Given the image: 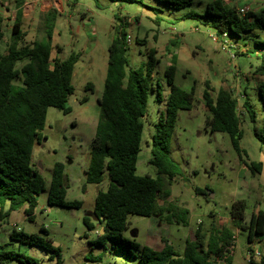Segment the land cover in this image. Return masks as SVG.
Masks as SVG:
<instances>
[{
    "label": "rangeland",
    "instance_id": "obj_1",
    "mask_svg": "<svg viewBox=\"0 0 264 264\" xmlns=\"http://www.w3.org/2000/svg\"><path fill=\"white\" fill-rule=\"evenodd\" d=\"M16 1L0 0V14L4 19L0 53H4L11 43L10 28L19 16V8L22 10ZM208 1L212 0H193L192 5L181 10L168 8L160 0H44L37 3L34 10L32 4L26 5L22 20L24 38L18 46L44 39L45 17L55 11L51 14L55 18L51 60H65L78 55V61L71 81L74 92L67 103L70 112L63 114L53 108L47 109L40 132L42 138L33 147L32 164L45 181V191L37 196L31 216L24 214L26 207H23L0 221V252L19 253L35 259L38 264H135L115 251L110 241L103 246L94 244L103 229V223L95 221L93 215L95 196L97 192L106 190L108 181L105 178L100 185H92L87 184L84 177L100 114L98 100L103 91L107 49L117 37L118 29L124 30L130 39L127 44L128 68L141 66L147 61L148 52L155 51L157 64L152 82L163 97L159 102L156 93L149 94L146 115L142 120L136 176L158 178L150 164V145L154 125L164 111V98L168 93L164 73L173 58L176 62L174 84L194 93L192 109L178 112L169 144L171 159L179 167L181 175L171 181L162 177L163 190H168L170 197L160 201V205L172 204L187 214L184 220L171 224L156 217L130 215L123 237L132 240L140 249L156 250L155 242L158 248L168 243L182 255L186 239L192 237L198 228L205 238L211 227L228 229L235 241L227 254L229 261L218 264H248L247 234L232 227L229 212L235 202L245 204L246 220L258 211L264 212V143L253 134L254 126L264 128V109L259 100L264 77L255 74L261 53L257 42L264 41V30L246 32L241 37L228 36L226 43L211 39L215 33L203 18ZM222 1L236 10L243 7L253 13H259L264 6V0ZM188 13H195L198 17L183 20L182 17ZM55 46L62 50L58 55ZM22 65L18 63L16 68ZM206 82L211 97L214 98L222 89L230 92L237 101L241 120V160L226 134L212 133L206 126L209 114L202 100ZM87 84L91 85L90 90L85 89ZM243 92L256 113L255 124L241 109ZM56 163L64 167L65 201L80 202L79 208L47 204L50 173ZM249 163L260 164V172H251L247 166ZM197 189L205 196L196 192ZM85 217L90 219L93 230L84 224ZM13 231L39 237L42 247L12 241L9 236ZM132 231L137 232L134 239L130 235ZM154 238L158 241L154 242ZM256 243L254 241L251 247L257 246ZM7 264L19 263L12 260Z\"/></svg>",
    "mask_w": 264,
    "mask_h": 264
},
{
    "label": "trees",
    "instance_id": "obj_2",
    "mask_svg": "<svg viewBox=\"0 0 264 264\" xmlns=\"http://www.w3.org/2000/svg\"><path fill=\"white\" fill-rule=\"evenodd\" d=\"M25 0H17L18 6ZM165 6L181 10L192 5L193 0H160ZM11 28L10 41L4 53H0V221L19 208L26 207L24 214L31 216L36 207V198L45 191V181L32 164V151L35 143H40L41 131L45 124L47 109L53 108L68 114V99L72 96L73 68L78 55H71L65 60H51L53 51L52 30L55 18L47 13L45 17V38L33 41L31 45L18 46L23 41L21 12H18ZM195 13H188L182 19H194ZM205 24L219 38L223 35L241 37L243 33L264 30V6L259 13L248 11L240 17L235 9L222 0L206 3ZM4 19L0 16V44L4 38ZM117 37L110 43L107 53V66L103 91L98 100L100 114L95 126L94 137L90 146L89 164L84 172L85 182L100 185L105 178L108 184L104 192L95 196L93 215L103 218V234L94 242L103 246L110 241L115 251L135 264H218L228 262V252L233 248L234 235L228 229L211 227L207 238L198 228L192 237L185 241L182 255L170 244L156 250L142 249L132 240L123 237L127 230V217H157L159 221L171 224L184 220L187 212L181 213L172 204L160 205L161 199H169V191L163 190L162 177L171 181L181 175L179 167L172 161L169 144L176 126L179 111H190L193 106V90L186 92L174 84L175 58L165 70L164 76L168 93L164 98V111L154 125V135L150 145V164L155 168L158 178L136 176V161L140 151L143 133V118L147 111L149 94L156 93L157 100H163L161 93L155 90L152 78L157 64L155 51L150 50L147 61L137 68H128L126 33L116 29ZM261 49L259 65L255 74L264 77V41L257 42ZM57 55L61 48L55 46ZM23 63L17 69L16 65ZM20 82L18 85L15 82ZM202 100L208 111L206 126L212 133H224L239 159L243 155L239 142L241 120L237 111V101L226 90H218L211 97L208 82L205 83ZM91 85H86L90 90ZM241 109L255 124L256 113L250 99L242 93ZM259 100L264 109V85L259 89ZM85 101V100H83ZM254 137L264 143V128H253ZM251 172H260L261 165L249 163ZM66 177L64 167L54 164L47 188V204L55 207L79 208L80 202H66ZM196 192L205 196L200 190ZM165 201H163V204ZM8 205L6 209L4 207ZM245 204H232L229 215L232 227L246 232L248 250L254 241L264 246V212L251 215V221H245ZM91 231L90 219H83ZM12 241L22 245L42 247V241L35 235H26L13 231L9 236ZM58 252V250L56 251ZM137 253V255L135 254ZM19 264H38L29 257L15 252H0V264L9 261ZM256 264V263H251ZM258 264H264V257Z\"/></svg>",
    "mask_w": 264,
    "mask_h": 264
},
{
    "label": "built area",
    "instance_id": "obj_3",
    "mask_svg": "<svg viewBox=\"0 0 264 264\" xmlns=\"http://www.w3.org/2000/svg\"><path fill=\"white\" fill-rule=\"evenodd\" d=\"M235 12H236V14L237 15H239L240 17H243V16H245V14L248 12V10L247 9H245V8H239L238 10H236L235 9ZM211 37V39H213V40H218V41H220V42H224V43H226L227 41H226V36L225 35H223L222 36V38H219V37H217L216 35H212V36H210ZM126 42H127V44L128 43H130V39H129V37L128 36H126ZM258 242V241H257ZM257 244V246H255V247H251V250H248L247 251V254H246V262L248 263V264H251V263H256V264H258V263H260V261L263 259V257H264V246H263V243H256ZM260 248H263V250H260Z\"/></svg>",
    "mask_w": 264,
    "mask_h": 264
},
{
    "label": "crops",
    "instance_id": "obj_4",
    "mask_svg": "<svg viewBox=\"0 0 264 264\" xmlns=\"http://www.w3.org/2000/svg\"><path fill=\"white\" fill-rule=\"evenodd\" d=\"M44 0H25L24 2H23V4L21 5L22 6V10H21V8H19V12H21V16H22V18H21V20H23V17L25 16V10L27 11V8H26V5H28V4H32L33 5V10L35 9V5L37 4V3H41V2H43ZM33 10L31 11V13L33 12ZM249 11V10H248ZM256 13V12H255ZM0 16H1V14H0ZM21 25H22V22H21ZM21 29H22V26H21ZM22 32H23V30H22ZM23 35H24V33H23ZM13 213V212H12ZM11 213V214H12ZM10 214V215H11ZM155 218V217H154ZM157 218V217H156ZM158 219V218H157Z\"/></svg>",
    "mask_w": 264,
    "mask_h": 264
},
{
    "label": "water",
    "instance_id": "obj_5",
    "mask_svg": "<svg viewBox=\"0 0 264 264\" xmlns=\"http://www.w3.org/2000/svg\"><path fill=\"white\" fill-rule=\"evenodd\" d=\"M94 219H95V221H103V218L98 219L97 217H94ZM250 221H251V219H247V220L245 219V221H243V224H245L246 222L249 223ZM103 232H104V231H103V229H102V230L100 231V235H102ZM130 235H131V238L134 239V238H136V236H137V232H136V231H132Z\"/></svg>",
    "mask_w": 264,
    "mask_h": 264
}]
</instances>
